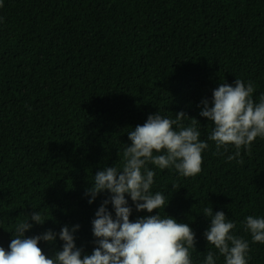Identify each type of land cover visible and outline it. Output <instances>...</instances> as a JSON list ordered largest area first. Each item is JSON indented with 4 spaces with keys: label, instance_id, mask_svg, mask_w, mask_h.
Returning <instances> with one entry per match:
<instances>
[{
    "label": "trees",
    "instance_id": "trees-1",
    "mask_svg": "<svg viewBox=\"0 0 264 264\" xmlns=\"http://www.w3.org/2000/svg\"><path fill=\"white\" fill-rule=\"evenodd\" d=\"M236 79L264 94V0H3L0 7V246L8 249L19 222L26 237L80 225L77 247L91 254L92 220L109 193L92 203L85 191L96 172L123 166L128 132L150 114L199 121L202 171L183 177L148 167L151 191L169 201L162 217L196 233L193 264L209 251L206 207L223 211L250 245L248 264H264V244L244 227L264 217V139L241 150L244 164L216 155L214 124L199 115L205 98ZM188 126L191 121L184 119ZM239 159V158H238ZM175 185V187H173ZM133 208L130 219L148 215ZM109 211L113 212L111 204ZM39 211L42 225L30 220ZM152 214H156V210ZM63 242L39 246L52 256Z\"/></svg>",
    "mask_w": 264,
    "mask_h": 264
},
{
    "label": "clouds",
    "instance_id": "clouds-1",
    "mask_svg": "<svg viewBox=\"0 0 264 264\" xmlns=\"http://www.w3.org/2000/svg\"><path fill=\"white\" fill-rule=\"evenodd\" d=\"M254 91L253 82L245 84L236 79L234 84L221 83L210 100L201 101L199 115L214 124L208 140L214 142L215 154L227 152L229 145L235 148L234 154L227 157L229 162L235 160L243 165L241 150L250 152L257 138L264 139V94L256 102ZM186 118L191 121L188 126L182 123ZM199 124L183 111L176 113L175 119L157 112L127 133L131 143L124 148L122 168L110 166L96 172L91 187L85 191V196L90 197L89 204L100 194L109 193L91 222L95 238L91 254H85L76 245L75 233L80 225H64L59 233L49 229L26 237L25 233L33 227L28 219L16 225L8 249L0 246V264H193L196 233L189 224L159 214L158 210L166 208L169 201L161 192L151 191L156 173L148 165L161 170L174 169L183 177L201 173L202 153L209 149V144L200 139ZM126 197H130L136 212L148 215L130 219L133 208ZM154 210L156 214H152ZM203 215L210 219L204 237L224 257L225 264H248L250 245L234 234L236 224L223 211L214 213L212 207L204 208ZM30 220L40 225L46 221L39 211H34ZM244 227L253 243L264 244V217L249 215ZM57 236L63 242L62 247L49 256L39 244L41 241L53 244ZM204 264H216L215 253L209 251Z\"/></svg>",
    "mask_w": 264,
    "mask_h": 264
}]
</instances>
